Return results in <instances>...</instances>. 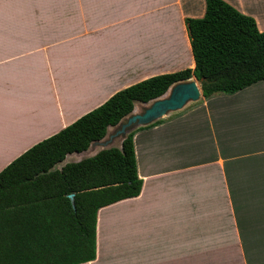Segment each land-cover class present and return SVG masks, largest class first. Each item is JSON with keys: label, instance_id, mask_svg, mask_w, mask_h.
<instances>
[{"label": "crops", "instance_id": "obj_1", "mask_svg": "<svg viewBox=\"0 0 264 264\" xmlns=\"http://www.w3.org/2000/svg\"><path fill=\"white\" fill-rule=\"evenodd\" d=\"M226 1L264 30V0ZM206 6L0 0V171L117 91L194 68L186 18ZM161 119L135 131L141 193L99 209L80 264H264V81Z\"/></svg>", "mask_w": 264, "mask_h": 264}, {"label": "trees", "instance_id": "obj_2", "mask_svg": "<svg viewBox=\"0 0 264 264\" xmlns=\"http://www.w3.org/2000/svg\"><path fill=\"white\" fill-rule=\"evenodd\" d=\"M206 4L204 16L186 18L194 68L154 75L117 91L0 171V264H80L96 258L99 209L135 197L143 187L136 129L121 146L61 163L69 153L103 139L137 102L156 99L193 76L204 97L264 81V30L255 18L226 0Z\"/></svg>", "mask_w": 264, "mask_h": 264}, {"label": "water", "instance_id": "obj_3", "mask_svg": "<svg viewBox=\"0 0 264 264\" xmlns=\"http://www.w3.org/2000/svg\"><path fill=\"white\" fill-rule=\"evenodd\" d=\"M202 95V88L196 80V77L176 82L164 95L146 102L141 106L138 105V108L136 110L134 109L135 111L125 116L117 125L113 126L112 129H109L107 135L103 139L92 142L87 150L69 153L66 159L71 154L75 153L87 152L82 158L92 156L104 148L113 146L114 137L116 140H118L119 137H123L124 139L136 128L161 119L172 111L182 109L189 101H198ZM66 162H62L61 165ZM74 197L75 194L71 193L70 198L75 207Z\"/></svg>", "mask_w": 264, "mask_h": 264}, {"label": "rangeland", "instance_id": "obj_4", "mask_svg": "<svg viewBox=\"0 0 264 264\" xmlns=\"http://www.w3.org/2000/svg\"><path fill=\"white\" fill-rule=\"evenodd\" d=\"M192 78H194V77H192ZM189 103H193L192 101H189L185 106H187ZM184 106V107H185ZM183 107V108H184ZM113 146H116V144H117V140L115 139V137H114V139H113ZM85 154H87V152H84V153H75V154H71L64 162H66V161H76V160H79V159H81Z\"/></svg>", "mask_w": 264, "mask_h": 264}]
</instances>
